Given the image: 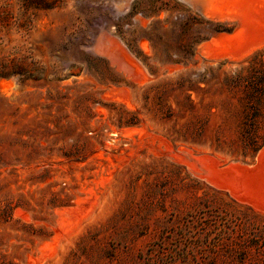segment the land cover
<instances>
[{
	"label": "rangeland",
	"instance_id": "obj_1",
	"mask_svg": "<svg viewBox=\"0 0 264 264\" xmlns=\"http://www.w3.org/2000/svg\"><path fill=\"white\" fill-rule=\"evenodd\" d=\"M133 2L0 0V264H264V0Z\"/></svg>",
	"mask_w": 264,
	"mask_h": 264
},
{
	"label": "trees",
	"instance_id": "obj_2",
	"mask_svg": "<svg viewBox=\"0 0 264 264\" xmlns=\"http://www.w3.org/2000/svg\"><path fill=\"white\" fill-rule=\"evenodd\" d=\"M139 4H140V0H134L130 9L131 15H135L137 12H139ZM160 11H161V7H158L155 10V14L159 15ZM189 21L190 18L186 19L181 23V27L183 31L186 33L190 31L192 27V24ZM120 30H119L120 38L124 41L127 48L130 51H133L134 47L131 45L130 41L126 40L125 36ZM140 36L141 37L138 36L133 37V42L136 41L137 38H145L149 41L152 40V36L150 34H144ZM202 40H204L203 37H193V39L189 41H183L184 43L182 45V50H185L187 58L194 56L195 47ZM137 52L138 53L136 57L140 58L139 57V53L141 54L140 50H138ZM144 58L141 60H144ZM179 62L181 61H177L176 63ZM258 75H260L258 80L254 78V81L251 84L249 82L250 90L246 95V103L248 106V111L246 113L244 127L242 128V139L244 144L252 148L254 151L259 149L264 144V62L260 64V68L256 76ZM233 80L235 83H238L239 77H235ZM189 88H190L189 90L196 89L194 83H192ZM190 96L191 95L189 94V99L191 100Z\"/></svg>",
	"mask_w": 264,
	"mask_h": 264
},
{
	"label": "bare ground",
	"instance_id": "obj_3",
	"mask_svg": "<svg viewBox=\"0 0 264 264\" xmlns=\"http://www.w3.org/2000/svg\"><path fill=\"white\" fill-rule=\"evenodd\" d=\"M260 41H261V40H260ZM263 151H264V150H263ZM260 152H261V151H260ZM260 152H259V153H260ZM261 157H262V156H261ZM258 160H259V159H258ZM263 160H264V158H263ZM194 162H195V161H194ZM203 162H204V161H203ZM260 162H261V160L259 161V163H260ZM261 163H262V162H261ZM195 164H196V163H195ZM199 164H200V163H199ZM203 167H204V166H203ZM207 167H208V166H207ZM262 171H264V170H262ZM262 171H261V172H262ZM193 172H194V171H193ZM259 173H260V172H259ZM210 174H211V173H210ZM238 174H239V172H238ZM242 174H243V173L241 172V175H240V176H242ZM244 174L246 175V173H244ZM244 174H243V175H244ZM217 175H218V174H217ZM220 175H221V173H220ZM222 175H223V174H222ZM256 175H258V174H256ZM214 176H215V175H214ZM218 176H219V175H218ZM219 177H220V176H219ZM232 177H233V175H232ZM246 177H247V176H246ZM258 177H259V175H258ZM260 177H262V176H260ZM221 178H222V177H221ZM244 178H245V177H244ZM247 178H248V177H247ZM247 178H245V180H246ZM218 179H220V178H218ZM262 179H263V178H262ZM224 180H225V178H224ZM220 181L222 182V180H220ZM220 181H219V182H220ZM242 181H243V180H242ZM260 181H261V180H260ZM217 182H218V181H217ZM217 182H216V183H217ZM231 182H232V181H231ZM244 182H245V181H243L242 183H244ZM263 182H264V181H263ZM237 183H238V182H237ZM246 183L251 184L249 181H248V182H245L244 184H246ZM257 183H258V182H257ZM261 183H262V182H261ZM218 184H219V183H218ZM253 184H254V182H253ZM253 184H252V185H253ZM220 185H221V184H220ZM249 186H250V185H249ZM255 186H256V185H255ZM258 186H261V185H259V183H258ZM221 187H222V186H221ZM244 187H245V186H244ZM244 187H243V188H244ZM246 187H248V186H246ZM253 187H254V186H252V187H250V188H253ZM216 188H217V187H216ZM248 188H249V187H248ZM248 188H246V189H248ZM234 189H235V188H234ZM236 189L238 190L237 186H236ZM244 189H245V188H244ZM259 189H260V188H259ZM259 189L257 190V192L261 190V189H260V190H259ZM237 190H235V191H237ZM239 190H240V188H239ZM248 190H249V189H248ZM248 190H247V191H248ZM253 190H254V189H252V192H254ZM255 190H256V189H255ZM262 190H264L263 187H262ZM244 191H245V190H244ZM255 192H256V191H255ZM255 192H254L253 194H256V193H257V192L255 193ZM238 193H239V192H238ZM244 193H245V192H244ZM244 193L242 192L241 194H244ZM241 194H240V195H241ZM257 194H258V193H257ZM238 195H239V194H238ZM240 195H239V196H240ZM243 196H245V194H244ZM247 196H248V195H247ZM255 196H256V195H255ZM255 196H254V197H255ZM248 197H249V196H248ZM248 197H247V198H248ZM254 197H253V198H254ZM262 197H263V196H262ZM237 198H239V197H237ZM255 198L257 199V197H255ZM255 198H254V199H255ZM259 198H260V197H259ZM263 198H264V197H263ZM258 200H259V199H258ZM258 200H256V201L258 202ZM263 200H264V199H262V201H263ZM256 201L254 200L253 202H256ZM246 202H247V201H246ZM251 203H252V202H251ZM261 203H262V202H261ZM261 205H262V204H261ZM259 206H260V205H259ZM263 206H264V205H263ZM255 207H256V206H255ZM260 208H261V207H260Z\"/></svg>",
	"mask_w": 264,
	"mask_h": 264
}]
</instances>
